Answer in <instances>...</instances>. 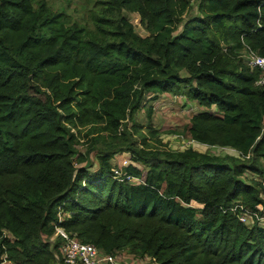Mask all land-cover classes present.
<instances>
[{"label": "trees", "instance_id": "16d2710c", "mask_svg": "<svg viewBox=\"0 0 264 264\" xmlns=\"http://www.w3.org/2000/svg\"><path fill=\"white\" fill-rule=\"evenodd\" d=\"M106 1L137 10L148 33L119 15L82 38L42 0H0V264H57L56 243L50 249L46 239L55 223L106 252L132 243L159 264H264V225L239 217L242 206L264 205V181L241 178L264 171V83H255L260 70L242 54L249 46L264 55V0H198L197 14L174 33L188 0ZM73 68L78 95L63 81ZM143 90L215 106L220 114L197 110L182 133L253 155L226 161L190 146L127 144L145 165L123 166L136 181L112 176L109 152L94 170L75 166L64 123L70 101L78 97L84 113L97 105L115 129ZM58 209L66 214L59 221Z\"/></svg>", "mask_w": 264, "mask_h": 264}, {"label": "rangeland", "instance_id": "374dc122", "mask_svg": "<svg viewBox=\"0 0 264 264\" xmlns=\"http://www.w3.org/2000/svg\"><path fill=\"white\" fill-rule=\"evenodd\" d=\"M49 5L50 9L59 12V19L62 20L65 27L73 29L74 34L83 35L85 38L90 35L98 34L100 28L108 29L114 24L115 19L119 15H124L132 24L133 30L140 35H146L148 30L144 22L140 19V14L135 9H128L121 6L118 9L110 8L106 0H42ZM198 0H188L184 8L178 14L177 23L173 26V32L180 29L184 20L197 14L196 4ZM243 54V53H242ZM244 56V55H243ZM245 57V56H244ZM74 65L78 64L77 60L73 61ZM69 76L63 80L73 81V87L77 91L80 90L76 86L79 80L76 70L73 68ZM132 87H138V80L134 77ZM79 98L76 97L70 101L69 118H65L64 123L74 135L73 147L75 151L72 154V162L75 166L82 165L88 169L94 170L98 168L97 156L101 153H110V167L117 170V175L123 173L121 164L122 157H128L129 162L139 168H144L142 162L134 161L130 158L131 153L124 150L127 144H132L140 149L161 150V149H182L190 146L191 148L203 151L208 154L224 157L226 161L228 157L233 156L240 159H246L253 155L252 151L241 154L240 151L232 146L208 144L198 142L182 133V126L187 122L189 116L198 109H207L208 111L220 114L215 106H203L192 99H187L180 94L171 92H152L143 90L139 96L138 105L131 112L125 109L123 118L119 119L117 128L112 129L105 125L104 119L98 115V106L95 105V114L84 113V108H77ZM151 106L149 118H146V108ZM203 106V107H202ZM63 115L66 113L61 112ZM264 131V121L262 125ZM261 166L264 168V157H258ZM119 175V176H120ZM241 178L246 183H253L254 180L264 181V171L261 174L246 169L242 172ZM260 197L264 198V193L260 191ZM193 205L199 206L196 201H191ZM248 210H251L248 206ZM257 210H264L263 203L256 204ZM259 208V209H258ZM57 211H60L58 209ZM60 218L65 217L63 211L58 212ZM56 215V216H57ZM61 218V219H62ZM250 222H253L250 220ZM11 238V234L1 228V231ZM41 238L47 235L46 231L40 228L38 230ZM49 242V248L53 243L56 247H52L53 257L58 264V248L59 240L54 236V227L52 232L46 237ZM115 259L120 264H159L151 255L141 252L137 246L132 243H125L112 249Z\"/></svg>", "mask_w": 264, "mask_h": 264}, {"label": "built area", "instance_id": "2783aa9c", "mask_svg": "<svg viewBox=\"0 0 264 264\" xmlns=\"http://www.w3.org/2000/svg\"><path fill=\"white\" fill-rule=\"evenodd\" d=\"M191 1V0H190ZM247 64L253 68L258 67L260 74L257 77L255 83H264V55L258 53L256 50L247 46L243 52ZM125 165V164H124ZM117 175V170L112 168V176L116 178H125L129 181H136L137 177L130 174L122 173ZM250 208V207H249ZM242 210L239 213V217L246 223H252L247 221V217L253 221V217L261 225H264V210L251 209L249 211L247 207L242 206ZM259 209V208H258ZM57 211L56 215L58 214ZM62 218V217H61ZM60 215H57V221L61 220ZM54 236L57 237L59 243L58 256L60 258L59 264H120L113 253L106 252L92 242L83 241L75 236L74 233L67 232L62 226L57 223L54 224ZM2 254V258H4Z\"/></svg>", "mask_w": 264, "mask_h": 264}, {"label": "crops", "instance_id": "0c3cea01", "mask_svg": "<svg viewBox=\"0 0 264 264\" xmlns=\"http://www.w3.org/2000/svg\"><path fill=\"white\" fill-rule=\"evenodd\" d=\"M196 101V100H195ZM203 107V106H202ZM198 110H201V109H198ZM197 111V110H196ZM195 111V112H196ZM127 162H129V155H128V157H122L121 158V164H127ZM247 219V221L249 222L251 219L249 218V217H247L246 218Z\"/></svg>", "mask_w": 264, "mask_h": 264}]
</instances>
